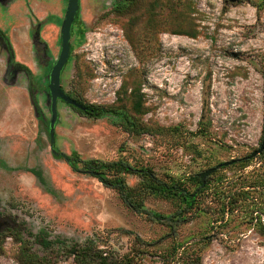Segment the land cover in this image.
I'll use <instances>...</instances> for the list:
<instances>
[{"label": "rangeland", "instance_id": "1", "mask_svg": "<svg viewBox=\"0 0 264 264\" xmlns=\"http://www.w3.org/2000/svg\"><path fill=\"white\" fill-rule=\"evenodd\" d=\"M117 1L80 0L62 88L83 105L108 106L151 130L177 127L182 134L127 132L121 116L93 119L59 102L55 149L81 162L121 160L160 178L197 175L256 151L263 132L264 0H135L123 12ZM6 2L5 12H14L6 35L15 62L27 71L6 85L0 48V264H20V243L5 230L21 224L35 233L99 238L119 253L133 250L140 264H163L160 256L174 241L203 238L201 264H264L263 189L244 188L251 195L221 217L223 199H212V182L202 198L205 212L179 226L172 222L171 229L130 210L80 163L73 170L52 156L45 63L59 54L67 0ZM27 16L33 28L39 24L42 48L32 47ZM138 86L142 116L129 95ZM260 155L244 168L217 170L213 180L224 178L220 191L238 192L237 179L260 174ZM31 170L41 172L42 183ZM125 180L141 182L131 174ZM144 210L167 217L176 208L152 195ZM57 257V264H73Z\"/></svg>", "mask_w": 264, "mask_h": 264}, {"label": "trees", "instance_id": "2", "mask_svg": "<svg viewBox=\"0 0 264 264\" xmlns=\"http://www.w3.org/2000/svg\"><path fill=\"white\" fill-rule=\"evenodd\" d=\"M134 1L135 0H118L115 4V9L119 12H123L130 7ZM71 51H73L72 46ZM127 91L126 88L124 90L122 89L124 95L127 94ZM120 94L121 90L118 91V96ZM129 95L133 98V111L135 114L141 116L145 115L147 112L142 103L143 95L140 93V87L132 88ZM74 98L81 104L79 99L76 97ZM84 106L86 107L85 112L73 107L71 108L93 119H100L106 116H112L113 118L118 117L119 119V116H121V125L127 132L163 134L169 131L175 135L182 134L177 127L167 130L164 128L151 130L146 126L134 123L126 114H122L120 111L108 106ZM201 124H203V122ZM263 138L264 112L263 132L260 138V144ZM260 156L264 157V150ZM53 157L55 159H61L60 156L53 155ZM77 163L82 165V172L96 178L103 186L114 189L118 193L123 204L130 210L148 213L152 219L168 225L171 229L172 222L176 223V226H179L181 222L185 221L186 217L205 212L202 207V198L212 182L220 186L219 189L217 186L214 187L217 191L214 193L215 196L212 199H223L218 211L221 217L224 216L226 210L232 212L234 207H237L239 203L245 201L251 195V190L244 191V188L264 190V164L262 165L263 169L260 174H257L249 180L242 177L234 182V184L240 185V191L228 192L225 194L223 191H220L223 189L221 185L224 182V178L219 177L217 180H213V177L217 175L218 171L207 177L204 187H201L202 183L196 175H188L182 178L171 176L160 178L156 176L151 169L133 168L121 160L110 164H103L81 162L76 155L72 158L68 157L67 164L71 169L75 170ZM247 163L248 161L246 159L233 160L232 164L227 167L238 165L244 168L247 166ZM222 169H226V167H222ZM31 173L35 175L41 183L43 182L41 172L31 170ZM127 174L138 175L141 179L140 184L137 186H129L125 180V175ZM152 195L162 200L172 202L176 208L175 213L172 216L165 217L146 212L144 210L145 200ZM5 231H8L9 237L20 243V264H57L56 259H58V254H60L63 260H67L71 257L73 259V264H140L139 257L137 254L132 253L133 250L119 253L110 246L102 244V240L93 236L83 240L67 238L61 235L52 236L45 230H40L35 233L30 228H26L25 224H21L20 227L14 229L7 228ZM207 243L206 238L198 241H174V244L170 250L166 252V255L160 256L162 263L172 264L176 262L178 264H201L202 250ZM136 253H138V251Z\"/></svg>", "mask_w": 264, "mask_h": 264}, {"label": "water", "instance_id": "3", "mask_svg": "<svg viewBox=\"0 0 264 264\" xmlns=\"http://www.w3.org/2000/svg\"><path fill=\"white\" fill-rule=\"evenodd\" d=\"M80 7V0H67L66 9L64 12V17L60 26V51L56 60L52 63L49 73H48V101H49V127H48V138L49 147L51 151H54L55 147V126L58 120V101H62L67 106H72L81 111H85L86 107L77 102L74 98H71L61 86V76L67 65V62L71 55V33L73 29V24L78 17ZM264 150V138L261 141L260 147L250 154L245 159H253L260 155ZM233 162H223L213 168H210L196 176L201 181V187H204L205 180L207 177L211 176L217 170L222 167H227Z\"/></svg>", "mask_w": 264, "mask_h": 264}, {"label": "flooded vegetation", "instance_id": "4", "mask_svg": "<svg viewBox=\"0 0 264 264\" xmlns=\"http://www.w3.org/2000/svg\"><path fill=\"white\" fill-rule=\"evenodd\" d=\"M23 2L24 4H29V0H9V5L11 4V2H13L12 4L14 5V3H17V2ZM11 4V5H12ZM8 6L6 0H0V10L2 11V16H7L8 18L11 17V21H6L5 17H1L0 19V48L2 49V51L6 54V71H5V75H4V81H5V84L8 85V86H12L15 84V78H17L18 75H20V73H24V69L26 70L25 66L21 65L20 63H17L15 62L14 60V53L12 51V48H11V44H10V41L8 39V36L6 35L7 32H8V29H9V26H10V23L13 21V14L14 12L12 11H9L10 7L7 9V13L5 12V9L4 7ZM1 16V14H0ZM78 17L76 18L74 24H73V29H72V32L74 30V27L77 23V20ZM27 21H28V24L30 26L29 30L31 31L30 33V40H31V43H32V47H36L38 46L39 48H42L43 44L42 42L40 41L39 39V24H37L34 27V22H32V18L27 16ZM34 29L32 31V29ZM71 37H72V33H71ZM70 45H71V41H70ZM72 46V45H71ZM44 49V48H43ZM60 51V50H59ZM72 52V51H71ZM44 53L47 55V49H44ZM70 59V58H69ZM56 60V59H55ZM53 59H50L49 57L46 59V69H47V75L49 73V70H50V67L52 65V63L55 61ZM69 63V60L67 62V65ZM66 65V66H67ZM66 68V67H65ZM27 71V70H26ZM62 86V85H61ZM46 89H47V86H46ZM64 90V89H63ZM65 91V90H64ZM66 92V91H65ZM67 93V92H66ZM71 98H74V96H72L71 94L67 93ZM47 96H48V90H47ZM75 99V98H74ZM76 100V99H75ZM77 101V100H76ZM61 102L63 103L62 101H58V103ZM78 102V101H77ZM58 103H57V107H58ZM80 103V102H79ZM64 104V103H63ZM83 105V104H82ZM67 106V105H66ZM84 106V105H83ZM68 107H72V106H68ZM85 107V106H84ZM74 108V107H73ZM77 109V108H75ZM79 110V109H78ZM76 111V110H75ZM81 111V110H80ZM86 111V110H85ZM85 111H82V112H85ZM51 151V150H50ZM52 153V156L55 155V156H60L62 159L65 160V162L67 163L68 162V157L67 156H64L63 154L59 153L57 151V149L55 150V147H54V151H51Z\"/></svg>", "mask_w": 264, "mask_h": 264}]
</instances>
